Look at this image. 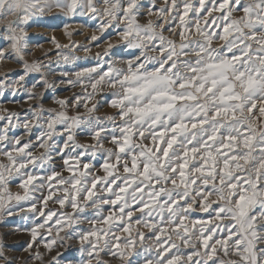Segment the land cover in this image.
<instances>
[{
	"label": "snow or ice",
	"instance_id": "1",
	"mask_svg": "<svg viewBox=\"0 0 264 264\" xmlns=\"http://www.w3.org/2000/svg\"><path fill=\"white\" fill-rule=\"evenodd\" d=\"M143 7L139 0H0V28L11 49H0V60L23 61L29 21L39 23L34 18L54 10L100 18L101 34L115 28L127 48L138 50L124 67L62 72L82 92L54 98L57 107L33 105L23 120L3 109L0 216L24 211L21 202H28V211L43 218L25 249L35 248L29 259L41 264L40 244L50 252L73 237L87 253L83 264H106L101 253L136 264L138 249L155 253L143 264H264V0H163ZM65 34L72 35L67 26ZM23 66L16 85L48 67ZM37 87L55 85L42 76L27 90L29 100L43 98ZM106 87L115 111L98 116L97 96ZM15 127L27 136L38 129L36 143L10 137ZM78 133L90 142H79ZM100 153L96 168L91 161ZM54 154L60 170L51 166ZM16 178L22 193L10 190ZM85 222L90 227L79 228ZM4 247L0 242V261L14 264ZM50 264H59L56 256Z\"/></svg>",
	"mask_w": 264,
	"mask_h": 264
},
{
	"label": "rangeland",
	"instance_id": "2",
	"mask_svg": "<svg viewBox=\"0 0 264 264\" xmlns=\"http://www.w3.org/2000/svg\"><path fill=\"white\" fill-rule=\"evenodd\" d=\"M139 2L144 5L141 10L147 11V8L152 5H162L163 0H139ZM98 7H103V4H98ZM240 14L242 13H235V15ZM34 19L40 22L33 23L29 21L31 27L26 28L27 36L25 38V48L22 54L23 61L18 62L16 58L0 60V114H6L3 112V109H8L9 111L20 113L21 120H23L25 115H30L26 110L33 105L42 104L44 108L57 107L54 104V98L63 99L82 92V88L79 85L73 86L68 84L66 82L68 78L62 77V72L68 71L69 73H73L84 68L97 67L98 65L102 66L99 70L107 71L109 63L113 64L115 67H124V61L132 59L133 54L138 53V50L129 49L125 46L124 41L116 34L115 28H109L101 34L98 31L100 18L91 19L89 15L80 14L75 16L65 15L54 10L52 13ZM139 19L140 22L143 23L146 21L147 17H139ZM66 26L67 31L72 33L71 37L65 34ZM93 34L100 37L99 41H92L90 39ZM53 39L60 45H69V47L58 49ZM73 42L83 45L84 47H72ZM109 43L113 44L114 47L108 49L109 54L105 56L103 53L105 49H107ZM85 48H87L88 51H85ZM0 49H4L6 54L11 51L10 43L2 28H0ZM98 53L100 54L99 56L97 55ZM63 55L75 56L76 59L71 63H65L60 58ZM14 56L15 54H13V57ZM34 61H40L48 67L42 69V72L39 73H29L25 76L22 86L16 85L15 82L19 80V76L24 74L23 62L31 64ZM42 76H45L55 87L47 90L37 87V92L44 93L43 98L29 100L26 94L27 90L31 89L33 84L38 85ZM62 79L65 81L64 83H61ZM14 87L15 91L13 90ZM90 90L91 89H89V91ZM112 91V89L106 87L102 93L98 94L97 100L100 107L96 115L105 116L114 113L115 110L109 107L111 99L114 98L112 96ZM80 111L83 112L84 109L81 108ZM69 114L75 113L70 111ZM4 123V121H0V127H2ZM38 134L39 130L34 128L33 134L27 136L24 134V129L22 127H15L9 132L10 137L19 136L24 140L31 139L33 143H36L35 138ZM78 140L81 143L90 142V138L87 135L80 133H78ZM58 143L62 144L63 139L58 141ZM107 146L108 145H106V147ZM36 151L39 152L41 149L37 148ZM0 160H3V158L0 157ZM85 162L89 161L86 160ZM91 163H93L96 168H99L100 164L103 163V154H98L96 160L91 161ZM61 165L62 160L59 155L54 154L51 166L60 170ZM49 167V165H45L46 169ZM65 175H67V173H65ZM18 184V178L12 180L10 183V190L13 193L17 191L22 193ZM35 195L38 197L41 193L37 192ZM21 203L24 211H20V209L17 208L12 216H0V242L5 246V255L9 259L14 260V264H41L39 260L29 259L30 252L35 251V248L30 251H25V249L27 244L31 242V229L38 223H41L43 218L38 214H33L28 211V202ZM37 206L39 207L40 205L38 204ZM50 206L59 207L58 205H51V202ZM91 213L92 209H87V214L89 216ZM198 215L205 216L206 214L200 213ZM89 227L90 225L86 222L79 225L81 229H87ZM143 230L147 233L146 229ZM61 235H64V233H61ZM151 243V240L145 241L146 245ZM38 247L39 251L43 253V264H50L54 256L57 257L59 264H83V261L87 259V253H82L80 251L81 244L76 237L65 239L63 245L54 246L50 252L44 249L43 244H40ZM138 250L141 251V255L133 257L136 264H143L145 257L155 255L154 252L149 254L142 249ZM101 258L106 264H120L119 260L113 259L111 256H106L103 253H101ZM0 264H3V262L0 261ZM93 264H96L95 260H93Z\"/></svg>",
	"mask_w": 264,
	"mask_h": 264
}]
</instances>
